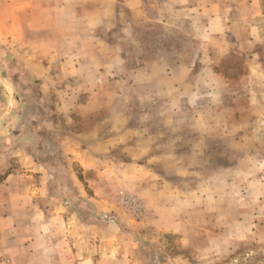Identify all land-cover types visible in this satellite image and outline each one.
Instances as JSON below:
<instances>
[{"label": "crops", "instance_id": "crops-1", "mask_svg": "<svg viewBox=\"0 0 264 264\" xmlns=\"http://www.w3.org/2000/svg\"><path fill=\"white\" fill-rule=\"evenodd\" d=\"M102 1L0 0V47L11 53L30 79L39 82L38 92L53 98L50 107H45V117L30 116L28 130L17 123L8 135L0 132V158L7 151L20 165L0 184V264H133L129 252L132 236L116 224L110 230L112 219L104 213L110 205L107 196L120 183L145 200L144 228L160 234L177 233L181 241L191 239L197 230L195 206L203 196L198 197V188L204 190L205 186L191 180L194 162L192 168L189 160L185 165L186 156L180 150H196L193 146L203 140L194 137L187 141L184 136L196 134L191 123L198 110L207 109L197 105L201 97L229 89L228 78L216 66L228 54L227 17L234 8L229 5L223 12V7L217 6L219 0H170L175 14L183 12L204 22L201 25L211 37L205 43L206 55L190 54L187 62L178 59L169 63L157 57L144 58L140 68L117 75L114 69L104 70L112 64L96 53L105 42L86 32L89 16L85 14L89 12L108 22L113 19L117 26V0H109L106 10ZM141 1L123 0L121 8L136 13ZM85 8L88 12L80 15L79 10ZM128 26L129 22L119 25L125 30ZM248 61L250 74H259L256 57ZM133 78L140 79L141 98L132 97L129 104H134L128 110L143 111L139 123L114 110L119 101L116 81H126V86L132 87L129 80ZM2 87L0 95L17 92L14 87L8 86L6 91ZM250 90L256 93L255 88ZM11 111L21 118L20 108ZM236 118L237 112L232 119ZM222 124L228 125H218ZM41 132L49 135L53 148L44 163L38 161ZM13 139L16 146L7 148ZM117 152L122 160H116ZM184 152L187 158L196 156ZM75 168L83 176L105 173L104 179L100 178L102 172L92 180L84 179L89 198L84 184L71 174ZM54 169H64L67 180L58 182ZM191 181L194 187H190ZM70 193L98 212L105 210L101 219L82 217L70 204ZM107 226L103 235L100 228Z\"/></svg>", "mask_w": 264, "mask_h": 264}, {"label": "rangeland", "instance_id": "rangeland-1", "mask_svg": "<svg viewBox=\"0 0 264 264\" xmlns=\"http://www.w3.org/2000/svg\"><path fill=\"white\" fill-rule=\"evenodd\" d=\"M219 1L217 6L223 7V12L224 8L229 9V5L234 8L227 17L230 26L225 36L228 54L225 53L224 59L216 66L228 78L230 86L222 93H207L206 97H201L197 105L201 104L207 109L198 110L195 122L191 123L196 127L193 129L196 134L184 136L187 141L194 137L203 140L193 146L196 150L189 147L180 150L186 156L183 158L185 165L189 160L192 168L194 162L195 167L190 169V173L195 177L191 180L205 186L204 190L198 188V197L203 196L196 201L197 230L191 233L192 238L181 241L182 236L177 233L160 234L149 227L144 228L146 202L124 184H115L107 196L110 205L105 207V212H98L89 202L82 204L80 196L76 197L74 193L67 196L74 210L81 211L80 215L86 220L101 219L100 214L107 213L113 220L110 230H114L116 224L121 231L132 236L133 248L129 252L133 264H264V0ZM141 2V10L130 13L121 8L123 0H117V26L113 24V19L108 22L100 18L102 15L93 17L92 12L85 14L88 8L79 10L80 15L89 16V21L85 22L86 32L89 31L96 40L105 42L96 53L101 60L113 66L104 70L114 69L117 75H122L125 69L140 68L144 58L157 57L169 63L178 59L187 62L190 54H197L200 58L206 55L205 43L211 37L204 31L203 21L191 19L183 12L175 14L170 0ZM109 4L110 1L105 0L101 5L106 10ZM106 17L108 19L107 14ZM126 22L130 23L126 30L119 27ZM179 26L180 29H177ZM191 38L195 39L192 46L188 44ZM212 41L215 43L216 38H212ZM0 56V82L4 85V88L0 85V89L2 87L6 91V87L11 86L17 91L0 95V132L8 135L17 123L22 130H28L30 116L45 117V107H50L53 98L50 96L49 100L48 96L38 92L39 82L30 79L3 47H0ZM254 57L257 59L255 66L260 67L261 71L251 75L248 60ZM200 64L198 62V67ZM129 81L134 86L132 90V87L126 86V81H116L119 101L114 110L125 113L127 118L139 123L143 119V111L140 108L128 109L134 104H129L132 97L141 98L140 79ZM251 88H255L256 93ZM35 99L38 102H34ZM39 102L41 105H36ZM14 107L21 109V118L15 115L16 112L12 113ZM235 112L237 118L233 120ZM186 117L190 118V115H184ZM18 119L21 120L17 122ZM219 123L228 125L220 126ZM14 146V139L7 144V148L13 149ZM186 150L190 154L194 152L196 156L187 158ZM8 154L6 151L5 156L0 158V184L8 173L20 168L19 159ZM116 160H122L118 152ZM132 160L135 163L137 159L133 157ZM54 171L58 182L67 180L64 169ZM99 172L102 171L83 176L80 169H72L71 174L77 176L85 186L86 198L91 196V192L87 190L84 179L92 180L93 176H99ZM104 175L102 172L100 178L104 179ZM183 183L187 184L185 181ZM189 185L194 187V182L191 181ZM121 193L137 200L139 210L132 206L133 203H121L118 199ZM153 211L155 214L156 210ZM100 230L105 235L109 229L107 226Z\"/></svg>", "mask_w": 264, "mask_h": 264}, {"label": "trees", "instance_id": "trees-1", "mask_svg": "<svg viewBox=\"0 0 264 264\" xmlns=\"http://www.w3.org/2000/svg\"><path fill=\"white\" fill-rule=\"evenodd\" d=\"M40 138L43 140V142L40 143V145H39L38 161L40 163H42V162L44 163L45 160L47 161V158H49V156L52 154L53 148L51 145L52 144L51 141L47 140V139H49V135L45 134L44 132H41ZM78 212H79V214L81 213V211H78Z\"/></svg>", "mask_w": 264, "mask_h": 264}, {"label": "built area", "instance_id": "built-area-1", "mask_svg": "<svg viewBox=\"0 0 264 264\" xmlns=\"http://www.w3.org/2000/svg\"><path fill=\"white\" fill-rule=\"evenodd\" d=\"M119 196L120 197L118 199L120 200L121 203L126 204V205H130V204L132 205L133 203L132 206H134V208H137L139 210V204L137 200H135L133 197L131 198L130 196L125 195L123 193H121Z\"/></svg>", "mask_w": 264, "mask_h": 264}]
</instances>
